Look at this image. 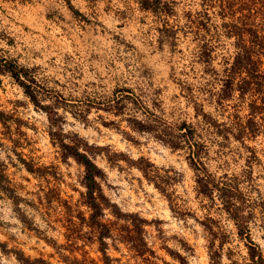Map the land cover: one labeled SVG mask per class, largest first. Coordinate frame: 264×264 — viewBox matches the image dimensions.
<instances>
[{"label":"rangeland","instance_id":"rangeland-1","mask_svg":"<svg viewBox=\"0 0 264 264\" xmlns=\"http://www.w3.org/2000/svg\"><path fill=\"white\" fill-rule=\"evenodd\" d=\"M164 1L172 15L145 11L137 0H72L74 9L64 0H0V58L30 69L63 97L59 104L54 93L40 101L60 115V140L78 138L94 148L90 156L105 172L99 181L110 203L104 216L91 219L84 167L63 157L47 113L1 74L0 161L8 180L3 186L11 190L0 189V264H212L207 224L225 234L215 247L221 264H252L218 198L198 195L188 149L131 130L121 113L88 106L121 88L169 122L195 128L212 176L238 179L251 237L264 255V128L243 141L223 137L195 108L197 102L234 128L249 118L251 96L237 87L231 101L217 103L236 40L226 35L217 5ZM202 42L213 48L209 64L201 59ZM241 83L237 78L236 86ZM140 158L175 177L168 187L174 208L128 162Z\"/></svg>","mask_w":264,"mask_h":264},{"label":"trees","instance_id":"trees-1","mask_svg":"<svg viewBox=\"0 0 264 264\" xmlns=\"http://www.w3.org/2000/svg\"><path fill=\"white\" fill-rule=\"evenodd\" d=\"M64 1L70 9H74L72 0ZM89 1L96 2L97 0ZM203 1L213 8H216L215 5H217L219 16L224 21L223 27L226 29V35L236 40L237 53L230 67L224 70L217 103L223 105V103L231 101L236 87L241 91L243 96L250 94L251 100L249 118L244 124L239 123L237 128L219 122L212 114L207 113L203 107L199 106L197 102L195 103L196 113L202 118L204 124L214 128L218 135H223V137L232 136L238 141H243L246 137L254 138L264 128L262 123L264 121V0ZM137 2L143 10L152 12L159 17L172 15L173 13L170 4L164 0H137ZM197 24L203 25L205 22L200 20ZM167 29L165 28V31L171 33ZM200 48L202 61L209 64L212 46L208 42H202ZM1 74H9L23 89L32 103L47 113L53 127L51 136L53 139H58L63 157H73L85 169V201L92 211L91 219L95 220L104 216V210L110 203L104 194L99 180L104 179L105 172L91 158L90 154H93L94 148L90 147L89 144L83 143V140H79L78 138H71V143L58 138L59 135L65 137V134L62 133L61 117L54 107L49 104L43 105L40 101L41 95H51L54 92L42 86L30 69L22 67L13 60L0 58ZM237 78H241V86H236ZM54 94L53 98H55L58 104L60 99L63 101L61 95ZM97 100L99 101H89L88 106L91 108L95 106L97 109L114 112L115 114L121 113V116H123L131 130L140 134L151 135L152 138L165 143L172 149H188L189 163L198 173V195H202L211 201L218 198L223 211L234 221L237 234L245 243L252 264H264L262 250L251 237L249 228L250 215L245 210L247 199L240 188L238 179H230L226 176L217 180L212 176L203 161V156L207 152V146L197 140L198 135L193 126H190L186 122L171 123L164 117L150 111L142 100L129 88L117 89L111 97ZM129 106L135 110L134 115L129 116L125 113ZM1 116H3V113L0 112V119ZM128 162L137 167L144 177L167 197L172 208H174L173 197L168 192V187L171 182L175 181V177L170 176V171H163L167 174L166 176L163 175L154 164L145 158H140L137 161L129 160ZM27 167L29 171L35 172L33 167ZM7 181L5 164L0 161L1 190H11L10 187L5 188L3 186V182ZM209 222L215 223L212 218H209ZM205 228L211 235V245L209 247L211 263L221 264L219 262V252L215 247L216 241L225 234L220 226L207 224Z\"/></svg>","mask_w":264,"mask_h":264}]
</instances>
